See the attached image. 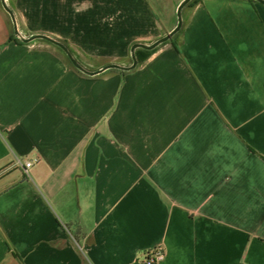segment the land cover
Instances as JSON below:
<instances>
[{
  "label": "crops",
  "instance_id": "1",
  "mask_svg": "<svg viewBox=\"0 0 264 264\" xmlns=\"http://www.w3.org/2000/svg\"><path fill=\"white\" fill-rule=\"evenodd\" d=\"M182 1L6 3L22 36L97 70L131 64ZM182 18L134 69L90 75L15 36L0 2V264H141L156 247V264H264V3L190 0Z\"/></svg>",
  "mask_w": 264,
  "mask_h": 264
},
{
  "label": "water",
  "instance_id": "2",
  "mask_svg": "<svg viewBox=\"0 0 264 264\" xmlns=\"http://www.w3.org/2000/svg\"><path fill=\"white\" fill-rule=\"evenodd\" d=\"M190 0H183L182 2H180L179 6H177L176 9V14H177V23L174 26V28L169 31L168 33H166L164 36L159 37L158 39L154 40L152 43L150 44H146V43H142V42H138V43H134L131 47V64H118V63H107L104 66H102L101 68L97 69V70H90L85 68L84 66H82L77 59L72 55L73 53L68 49V47L62 43L59 40H56L54 38H51L47 35H44V33H39V34H34L30 37H24L22 36V34L19 32L18 27H17V23H16V16L14 14V12L11 10V8L8 6V4L6 3V0H1V5L2 7L5 9V11L10 15V20L12 22L13 25V29H14V33L15 36H17L18 38H20V40L24 41V42H30L33 39L36 38H43L46 41H49L55 45H58L66 54L67 58L70 60V62L77 67V69H79L81 72L86 73V74H99L109 68L111 69H120V70H132L134 69L137 64H138V60L136 58V49L137 48H145L146 50H152L153 48H155L156 46H158L160 43H164L167 40H170L174 34L181 28V24L183 23V18H182V9L184 6H186V4L189 2ZM261 3H264V0H257Z\"/></svg>",
  "mask_w": 264,
  "mask_h": 264
},
{
  "label": "built area",
  "instance_id": "3",
  "mask_svg": "<svg viewBox=\"0 0 264 264\" xmlns=\"http://www.w3.org/2000/svg\"><path fill=\"white\" fill-rule=\"evenodd\" d=\"M38 161V157L35 156L31 159H26V160H23V159H20V158H15V164L17 166H19L21 169H23V173L25 175L28 174V172L30 171V169L32 168V166ZM164 257V251L160 248V247H156L155 250H154V253L150 259V261L152 262H158L160 260H162Z\"/></svg>",
  "mask_w": 264,
  "mask_h": 264
},
{
  "label": "trees",
  "instance_id": "4",
  "mask_svg": "<svg viewBox=\"0 0 264 264\" xmlns=\"http://www.w3.org/2000/svg\"><path fill=\"white\" fill-rule=\"evenodd\" d=\"M152 52L153 50H146L145 48H138L136 50V58L138 60V64H141L144 60H146L147 57L150 56ZM153 253L154 252L148 253L145 259L141 262V264H156L155 262L150 261Z\"/></svg>",
  "mask_w": 264,
  "mask_h": 264
},
{
  "label": "rangeland",
  "instance_id": "5",
  "mask_svg": "<svg viewBox=\"0 0 264 264\" xmlns=\"http://www.w3.org/2000/svg\"><path fill=\"white\" fill-rule=\"evenodd\" d=\"M175 25H176V23H175ZM175 25H174V26H175ZM173 28H174V27H173Z\"/></svg>",
  "mask_w": 264,
  "mask_h": 264
}]
</instances>
